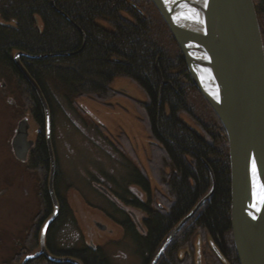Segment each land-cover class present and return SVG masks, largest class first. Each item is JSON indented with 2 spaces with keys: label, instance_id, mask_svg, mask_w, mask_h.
I'll return each mask as SVG.
<instances>
[{
  "label": "trees",
  "instance_id": "obj_1",
  "mask_svg": "<svg viewBox=\"0 0 264 264\" xmlns=\"http://www.w3.org/2000/svg\"><path fill=\"white\" fill-rule=\"evenodd\" d=\"M254 2L264 40V0ZM18 53H24L19 59L49 105L53 128V117L64 105L80 112L81 98L108 104L124 97V91L114 89L117 79H129L146 94L148 101L141 106L154 140L150 163L163 192L154 193L150 177L139 168L130 171L128 182L141 188L146 202L125 187L106 189L109 196L147 214L142 233L131 216L110 200L120 215L112 218L135 241L142 264L155 260V264H197L193 241L198 235L209 238L214 264H240L231 225L228 135L195 86L183 52L153 0H0V64L16 75L40 127L28 165L41 175L42 215L31 232L28 250L40 246L39 225L53 210L47 179L51 157L46 110L16 62ZM191 90L210 110L209 121L194 115L188 96ZM183 114L195 118L200 130L182 119ZM97 127L104 131L102 125ZM114 182L120 187V181ZM55 188L61 209L47 232L49 252L78 258L84 264H111L102 247L58 242L62 227L70 219L76 221L66 197L58 192V180ZM26 264L71 263L42 254Z\"/></svg>",
  "mask_w": 264,
  "mask_h": 264
},
{
  "label": "rangeland",
  "instance_id": "obj_2",
  "mask_svg": "<svg viewBox=\"0 0 264 264\" xmlns=\"http://www.w3.org/2000/svg\"><path fill=\"white\" fill-rule=\"evenodd\" d=\"M114 89L124 91L125 96L116 97L108 104L81 98L78 100L80 112L64 105L53 117L55 180H58V192L66 197L76 221L74 224L73 219L68 220L59 233L58 242L63 246L86 243L102 247L111 264H142L135 241L112 218L120 215L110 200L131 216L142 233L145 232L147 214L114 199L109 196L110 191L101 187L118 191L125 187L146 202L148 198L141 188L128 182L130 171L139 168L150 177L154 193L163 190L154 178L150 163L154 140L141 106L148 101L147 96L126 78L117 79ZM188 96L196 118L209 121L212 115L202 97L194 90ZM181 118L200 130L195 118L186 114ZM97 124L102 125L104 131H100ZM39 130L29 109L28 96L16 75L0 64V264H26L38 258L34 255L41 250L44 225L54 212L53 203L52 213L43 217L46 219L38 228L40 246L28 250L31 232L42 215L41 175L28 165ZM29 142L33 144L27 147ZM47 179L49 188L50 173ZM115 179L120 181V187L115 184ZM208 240V237L198 235L193 241L197 264H214L216 261Z\"/></svg>",
  "mask_w": 264,
  "mask_h": 264
},
{
  "label": "water",
  "instance_id": "obj_3",
  "mask_svg": "<svg viewBox=\"0 0 264 264\" xmlns=\"http://www.w3.org/2000/svg\"><path fill=\"white\" fill-rule=\"evenodd\" d=\"M153 2L180 46L195 86L212 106L228 135L231 225L239 262L264 264V40L255 2L195 0L191 10L180 0ZM22 54L16 55V62L37 89L47 114L52 160L49 193L55 206L43 228L41 251L34 256L45 254L53 261L83 264L74 257L53 256L46 246L48 228L60 212L54 186L56 162L51 114L40 87L19 60ZM32 144L29 142L27 147Z\"/></svg>",
  "mask_w": 264,
  "mask_h": 264
},
{
  "label": "bare ground",
  "instance_id": "obj_4",
  "mask_svg": "<svg viewBox=\"0 0 264 264\" xmlns=\"http://www.w3.org/2000/svg\"><path fill=\"white\" fill-rule=\"evenodd\" d=\"M181 2H183V3H185V5L187 6V7H190L189 9L191 10V9H193L194 7H192V6H194V1L195 0H180ZM155 4V3H154ZM157 7V6H156ZM158 9V8H157ZM159 10V9H158ZM160 12V11H159ZM166 21V20H165ZM262 31V30H261ZM185 58V57H184ZM36 82V81H35ZM37 83V82H36ZM35 87V86H34ZM198 89V88H197ZM201 93V92H200ZM202 94V93H201ZM203 95V94H202ZM204 97V96H203ZM205 98V97H204ZM206 99V98H205ZM102 188H104V189H106L105 187H101V189ZM53 201V200H52ZM55 208V207H54ZM47 235V234H46ZM47 246V245H46ZM48 249V248H47ZM41 251V250H40ZM49 251V250H48ZM42 255V254H41ZM40 256V255H39ZM81 261V260H80ZM82 262V261H81ZM83 263V262H82ZM84 264V263H83Z\"/></svg>",
  "mask_w": 264,
  "mask_h": 264
}]
</instances>
